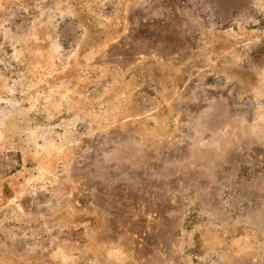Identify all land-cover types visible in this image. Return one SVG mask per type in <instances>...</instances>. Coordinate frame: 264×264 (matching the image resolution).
<instances>
[{
    "label": "rangeland",
    "instance_id": "374dc122",
    "mask_svg": "<svg viewBox=\"0 0 264 264\" xmlns=\"http://www.w3.org/2000/svg\"><path fill=\"white\" fill-rule=\"evenodd\" d=\"M53 253L264 264V0H0V264Z\"/></svg>",
    "mask_w": 264,
    "mask_h": 264
},
{
    "label": "crops",
    "instance_id": "0c3cea01",
    "mask_svg": "<svg viewBox=\"0 0 264 264\" xmlns=\"http://www.w3.org/2000/svg\"><path fill=\"white\" fill-rule=\"evenodd\" d=\"M246 104H247L246 106L251 107V104H252L251 99H249V102L248 103L246 102ZM53 192L55 194L52 196L53 202L60 201L61 195H57V194H59L60 190L54 189ZM90 226L92 227L93 224H91ZM65 236H66V239L68 240V242H70V243H75L78 245H84V244L88 243V240L86 239V235L83 236V230H81V229H76L75 231H72L71 233H65ZM71 256H73V255H71ZM51 257L53 260L52 264H90V260L92 259V254L88 253V254H84V255H74L73 258L75 260L72 261V259L70 257L71 261L64 262V263L62 262L61 257L58 256V258H56V255L54 253L51 255ZM55 258L58 261L55 260ZM47 264H50V263H47Z\"/></svg>",
    "mask_w": 264,
    "mask_h": 264
}]
</instances>
